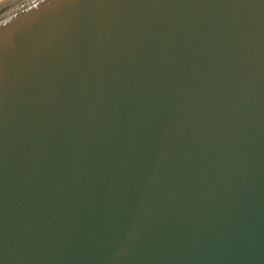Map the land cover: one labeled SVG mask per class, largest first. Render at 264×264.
I'll list each match as a JSON object with an SVG mask.
<instances>
[{
  "label": "water",
  "instance_id": "1",
  "mask_svg": "<svg viewBox=\"0 0 264 264\" xmlns=\"http://www.w3.org/2000/svg\"><path fill=\"white\" fill-rule=\"evenodd\" d=\"M0 264H264V0L0 2Z\"/></svg>",
  "mask_w": 264,
  "mask_h": 264
},
{
  "label": "bare ground",
  "instance_id": "2",
  "mask_svg": "<svg viewBox=\"0 0 264 264\" xmlns=\"http://www.w3.org/2000/svg\"><path fill=\"white\" fill-rule=\"evenodd\" d=\"M3 0H0V2H2Z\"/></svg>",
  "mask_w": 264,
  "mask_h": 264
}]
</instances>
